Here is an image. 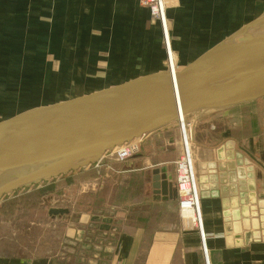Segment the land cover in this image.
<instances>
[{
    "label": "crops",
    "instance_id": "crops-1",
    "mask_svg": "<svg viewBox=\"0 0 264 264\" xmlns=\"http://www.w3.org/2000/svg\"><path fill=\"white\" fill-rule=\"evenodd\" d=\"M163 3L180 66L264 12V0ZM154 4L0 0V120L163 69L167 53L162 24L152 20ZM192 114L202 232L179 213L173 122L140 136L139 151L122 161L116 210L51 214L75 243L87 221L103 235L115 228L114 241L103 237L99 264H264V96ZM110 165L102 160L98 168L94 163L51 180L77 183L93 175L89 171L99 178ZM153 169L172 182V197L155 192ZM66 253L1 255L0 264H66Z\"/></svg>",
    "mask_w": 264,
    "mask_h": 264
},
{
    "label": "water",
    "instance_id": "water-1",
    "mask_svg": "<svg viewBox=\"0 0 264 264\" xmlns=\"http://www.w3.org/2000/svg\"><path fill=\"white\" fill-rule=\"evenodd\" d=\"M262 96L264 12L186 65L166 59L144 77L0 120V198L97 163L115 146L177 125L182 115ZM152 173L155 192L172 197L168 177Z\"/></svg>",
    "mask_w": 264,
    "mask_h": 264
},
{
    "label": "rangeland",
    "instance_id": "rangeland-1",
    "mask_svg": "<svg viewBox=\"0 0 264 264\" xmlns=\"http://www.w3.org/2000/svg\"><path fill=\"white\" fill-rule=\"evenodd\" d=\"M166 22L167 25H171L170 20ZM177 138L179 140V136ZM172 148L178 155L176 146ZM104 162L111 165L103 171L99 178L89 171L93 175L77 183H69L70 177L62 181L49 180L0 198V256L18 255L32 258L35 255L51 256L67 252L65 256L69 257L65 263L73 264L78 260V255L82 252L81 248L85 243L89 242L93 245L100 239L104 241L106 239L107 243L110 240L114 241V232H107L103 235L94 227L95 223L87 221L83 224V232L80 236L82 240L76 239L75 243L72 234H64L62 224L57 222L50 213L51 209L60 207L97 212L116 210L118 191H121L117 187L118 185L122 187L124 183V178L117 170L123 169L125 165L123 162L113 160L110 156L105 158ZM195 178L197 186L196 169ZM125 181H130L129 184H132V178ZM261 221L264 219L261 218ZM260 229L264 234V228ZM76 238L79 237L76 236ZM68 245L74 250L67 251ZM83 253L90 256L88 252L83 251Z\"/></svg>",
    "mask_w": 264,
    "mask_h": 264
},
{
    "label": "built area",
    "instance_id": "built-area-1",
    "mask_svg": "<svg viewBox=\"0 0 264 264\" xmlns=\"http://www.w3.org/2000/svg\"><path fill=\"white\" fill-rule=\"evenodd\" d=\"M155 3V13L152 16V20L159 21L162 24L164 45L167 53L166 59H169L171 63H175L172 57L169 28L166 22L165 17V3L163 0H147ZM194 115L187 114L179 117L177 121L178 136L176 142L177 158L174 161V170H175V187L177 191V201L179 203V213L181 218L190 220L192 225L199 231L202 232L200 219H199V196H198V187L196 186L195 178V153L193 147V140L191 136V130L194 127ZM142 142V137H137L131 139L129 142H125L119 146H116L114 149L104 153L102 159H100L95 166L99 167V162L105 160L107 157H112L113 160L122 162L130 159L135 153L140 149ZM185 212H190L192 217L188 215L185 216ZM110 232H114L115 228H111ZM107 233V232H106ZM82 252L78 255L77 264H98L101 258V252L103 250V239L97 241L93 245H90L89 242L85 243ZM83 251L88 252L90 256H86Z\"/></svg>",
    "mask_w": 264,
    "mask_h": 264
},
{
    "label": "bare ground",
    "instance_id": "bare-ground-1",
    "mask_svg": "<svg viewBox=\"0 0 264 264\" xmlns=\"http://www.w3.org/2000/svg\"><path fill=\"white\" fill-rule=\"evenodd\" d=\"M184 214H186L185 216H189V217H192L191 213L190 212H185Z\"/></svg>",
    "mask_w": 264,
    "mask_h": 264
}]
</instances>
